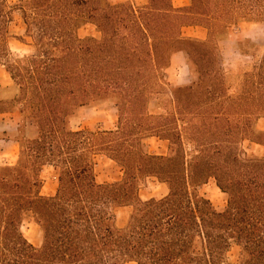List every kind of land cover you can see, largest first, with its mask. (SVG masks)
<instances>
[{
  "label": "trees",
  "instance_id": "16d2710c",
  "mask_svg": "<svg viewBox=\"0 0 264 264\" xmlns=\"http://www.w3.org/2000/svg\"><path fill=\"white\" fill-rule=\"evenodd\" d=\"M17 13L20 34L11 30ZM243 22L264 24V0H190L182 7L173 0H0V64L18 89L0 98V114L18 121L16 138H26L18 139V162L0 166V264H264V156L241 147L246 140L264 146L257 128L264 53L239 76L243 88L232 97L219 50ZM198 25L208 29L207 40L183 36L184 27ZM87 26L98 35H82ZM14 38L31 53L13 55ZM178 51L198 80L211 81L207 98L224 96L226 106L184 101L181 92L190 96L197 81L178 86L164 75ZM145 90L146 98L170 92L173 110L152 114ZM105 103L118 110L115 128L71 126L81 109ZM194 113L200 125H192ZM179 116L189 119L185 133L197 148L190 158ZM28 126L38 130L34 139L24 133ZM153 136L169 142L165 155L150 152L145 141ZM98 155L114 160L123 178L99 183ZM47 165L59 171L53 195L42 194ZM149 177L168 193L143 199ZM211 178L228 196L224 207L200 190ZM125 207L132 211L121 226ZM26 220L40 227V245L24 234Z\"/></svg>",
  "mask_w": 264,
  "mask_h": 264
},
{
  "label": "rangeland",
  "instance_id": "374dc122",
  "mask_svg": "<svg viewBox=\"0 0 264 264\" xmlns=\"http://www.w3.org/2000/svg\"><path fill=\"white\" fill-rule=\"evenodd\" d=\"M12 2H16L18 0H10ZM113 2L118 1H126V0H112ZM129 1V0H127ZM135 5L143 4L146 0H130ZM174 4L179 7L186 6L190 4V0H173ZM24 25L19 14H16V21L12 25L11 30L17 34L24 29ZM206 32L208 29L206 27H184L182 29V33L185 36H196L198 38H205ZM82 35H98L95 31L94 27L87 26L81 30ZM231 35L232 41H227ZM226 39L222 40L219 43V50L222 55V62H223V69L224 73L227 76V85H229V96L237 97L240 92V88H243L242 78L241 82L239 76L245 73V70L248 68H252L258 65L257 58H249L241 54L239 48H242L243 51H254L255 49L260 50V46H262V50H264V24H255V23H241L238 25H234L231 30L230 34L226 37ZM255 44L257 47H255ZM259 44V45H258ZM9 46L13 55L15 56H25L31 53V49L28 45L22 43L18 39H11L9 42ZM146 74V73H145ZM205 74V73H203ZM166 77H170L172 81L178 84V86H185L190 85L193 82L196 85L189 93L181 92L182 98L184 101H190L193 103H201V108H209L207 106H212L213 104H220L226 106L224 96L221 99H214L211 100L210 97L207 98V94L203 91L205 89L206 84H210L211 81L208 79H200L198 80V74L195 76L192 74L189 75L188 68L183 66L182 64H176L172 69L165 71L164 74ZM220 79V78H219ZM146 81V80H145ZM214 82V81H213ZM221 81L218 80L217 83L221 86ZM166 89V88H165ZM155 91V89H151L150 92ZM167 91V90H166ZM165 91V92H166ZM169 91V90H168ZM203 91V92H202ZM18 93V89L12 83L10 76L4 71V67L0 64V98L1 99H11ZM146 90H145V103L149 98V105L148 110L154 114H166L167 112H171L173 110L172 104V96L169 92H166L164 95H148L146 98ZM148 94V93H147ZM150 97L151 100H150ZM232 111L234 112L236 119L239 118L238 113L240 112V106L235 104L233 106ZM183 116V115H182ZM193 117L190 116V121L195 118L191 123L193 126H197L201 124V120L196 118L195 113L192 114ZM118 110L112 103H105L100 104L94 107H89L86 109L81 110L78 117H74L71 119V126L74 128L83 127L90 130H101V129H109L115 128L118 124ZM184 118H186L187 122H184ZM254 119V116H252ZM7 121L5 122V120ZM179 127L183 135V142L184 147L186 150L187 155L192 157L194 154L197 153L196 145L193 142L188 140V136L186 135L185 127H187V123L189 119L187 117L179 116ZM254 121V120H253ZM236 120H234L232 125H236ZM255 122H253L254 128ZM13 123L10 122L8 115L6 117L0 115V138L5 137L2 132L4 128H8L9 130L13 129ZM226 127V124H224ZM259 130L264 129V118L259 121L258 127ZM262 128V129H260ZM29 130H34L33 126L30 127ZM37 130V128H36ZM38 131V130H37ZM24 133L27 136L28 129L24 130ZM190 131H188L189 135ZM23 134H19L22 136ZM253 132V136H254ZM13 136V135H12ZM10 137V136H9ZM240 137V135H239ZM206 138V136L202 137ZM16 139H26V138H16ZM29 139V138H27ZM150 149L151 153L162 154L165 155L168 152L169 142L167 140L160 139L156 136L149 137L145 141ZM241 147L244 148L249 153H256L261 156H264V146L251 143L250 141L246 140L241 144ZM13 143L9 145H5L3 142H0V150H8L12 151ZM20 157V154H19ZM15 155L12 153L6 154L0 152V166H5L6 163L14 162ZM17 162L19 160L16 159ZM96 178L98 182H113L119 180L124 175V170L112 159L104 156L99 155L96 157ZM56 174H59V171L53 165H47L43 168L42 171V178L45 181V188L43 189L44 194H49L55 192L58 187V182L55 180ZM201 192L205 194L216 206L224 207L227 205L228 196L226 193L222 192L221 189L217 186L216 181L214 178H211L207 184L200 188ZM168 193L167 185L158 181V179L154 177L148 178L141 187L140 194L143 199L157 196L160 197L164 194ZM132 211V207H125L119 210L118 212V223L119 225H124L129 215ZM23 232L26 237L35 245H40L41 242V231L40 227L32 220H26L23 227ZM239 256V249L237 247L233 248L232 251L229 253V257L231 260L236 261ZM136 264V263H131Z\"/></svg>",
  "mask_w": 264,
  "mask_h": 264
},
{
  "label": "crops",
  "instance_id": "0c3cea01",
  "mask_svg": "<svg viewBox=\"0 0 264 264\" xmlns=\"http://www.w3.org/2000/svg\"><path fill=\"white\" fill-rule=\"evenodd\" d=\"M112 1V0H111ZM127 1V0H126ZM147 1V0H146ZM145 1V2H146ZM118 2H124V1H118ZM144 2V3H145ZM143 3V4H144ZM174 3V2H173ZM141 5V4H140ZM176 7H179V6H177L176 4H174ZM200 25H198V26H188V27H199ZM203 27V26H202ZM183 36L184 37H191V38H195V39H198V40H207L208 39V32H206V35H205V38L203 37V38H198V37H196V36H192V35H190V36H185L184 34H183ZM231 35H230V37L228 38V39H226L227 41H232L231 40ZM222 42V41H221ZM259 45V44H258ZM255 47H257L256 46V44H255ZM260 48H261V51L260 50H257V49H255L254 51H249L248 53H243V52H247V51H243V49H242V51H241V48H239L240 49V51H241V54H243L244 56H246V57H249V58H255V57H257V56H259V55H261V54H263L264 53V50H262V46H260ZM255 54L257 55V56H255ZM182 64L183 66H186L187 68H188V73H189V75L190 76H192L191 75V69H190V65H189V63H188V60H187V56H186V54H185V52L184 51H178V52H176L175 54H173V56H172V59H171V65L167 68V70L166 71H168V70H170V69H172L176 64ZM167 78L169 79V81H172V79L170 78V77H168L167 76ZM12 81V80H11ZM174 82L173 83H175L176 85H178L176 82H175V80H173ZM13 83V82H12ZM83 109H86V108H83ZM83 109H81V110H83ZM81 110L78 112V114H77V117H78V115H79V113L81 112ZM1 116H4V117H6L7 115L6 114H0ZM8 118H9V120H10V122L11 123H13V129L12 130H9L8 128H4L2 131V133L4 134V135H6L5 137H1L0 138V142H3L5 145H9V144H11V143H13V150L10 152V151H8V150H0V152H2V153H6V154H9V153H12L13 155H15V161L14 162H9V163H6V165H15L16 163H17V160L16 159H18L19 158V154H20V151H21V146H20V143H19V141H18V139H16V134L18 133V129H19V124H18V121H16V120H14V119H11L10 118V116H8ZM261 119H263V118H261ZM261 119H259L258 120V122H257V127H258V124H259V121L261 120ZM7 121V119L5 120V122ZM30 127H32V126H28L26 129H28V133H27V136L29 137V139H34L35 137H37V135H38V131L36 130V127H34L33 126V128H34V130H29L30 129ZM78 128H83V127H78ZM260 129H262V128H260ZM264 130V129H263ZM13 135V136H12ZM10 136V137H9ZM154 154H156V153H154ZM159 155H162V154H159ZM99 156V155H98ZM105 156V155H104ZM97 164V163H96ZM95 169H96V167H95ZM124 176V175H123ZM123 178V177H122ZM121 178V179H122ZM150 178V177H149ZM121 179H119V180H121ZM55 180H57V182H58V180H59V177H58V175L56 174V177H55ZM116 181H118V180H116ZM99 183H101V182H99ZM103 183H106V182H103ZM45 184L46 183H44V186H43V189L45 188ZM166 185V184H165ZM58 188V187H57ZM43 189H42V194L43 195H53V194H55L56 193V191H57V189H56V191L55 192H52V193H49V194H44L43 193ZM153 197V196H152ZM150 198V197H149ZM147 199V198H146Z\"/></svg>",
  "mask_w": 264,
  "mask_h": 264
}]
</instances>
